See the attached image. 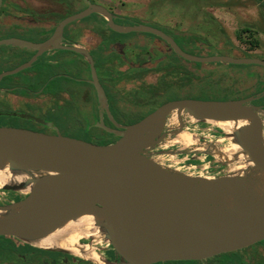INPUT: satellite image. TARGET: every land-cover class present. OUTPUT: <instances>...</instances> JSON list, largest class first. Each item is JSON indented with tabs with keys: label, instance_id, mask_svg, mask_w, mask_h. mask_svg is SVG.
Returning <instances> with one entry per match:
<instances>
[{
	"label": "water",
	"instance_id": "water-1",
	"mask_svg": "<svg viewBox=\"0 0 264 264\" xmlns=\"http://www.w3.org/2000/svg\"><path fill=\"white\" fill-rule=\"evenodd\" d=\"M2 3L0 0V6ZM92 12L101 14L112 30L154 33L188 60L264 66V59L259 57L188 52L160 28L139 22H115L106 6L89 3L58 20L44 39L0 37V45L35 51L17 66L2 70L0 80L31 66L48 50L68 49L87 57L99 101L106 105L91 54L83 46L65 41L63 35L66 24ZM20 21L17 16L9 20L0 17L3 25H20ZM37 25L40 24L29 26ZM263 95L264 87L239 98L169 99L137 121L117 124L122 127L118 131L120 137L108 143L62 134L55 125L54 133L0 125V170L7 167L28 175L24 180L0 186L25 191L19 199L0 203V236H12L34 245L31 241L54 235L69 222L88 214L101 237L119 255L118 260L108 264L177 260L232 264L235 258L242 264L251 261L258 249L264 247V105L252 102ZM0 115L52 124L26 111H0ZM172 115L175 122H169ZM187 117L232 123L228 133L239 150L228 158L215 147L214 154L227 164L240 162L241 166L218 175L191 174L164 165L147 153L166 136L173 137L183 130Z\"/></svg>",
	"mask_w": 264,
	"mask_h": 264
},
{
	"label": "flooded vegetation",
	"instance_id": "flooded-vegetation-1",
	"mask_svg": "<svg viewBox=\"0 0 264 264\" xmlns=\"http://www.w3.org/2000/svg\"><path fill=\"white\" fill-rule=\"evenodd\" d=\"M38 1L41 2L38 6L32 3H27L21 8L18 6V8L27 11L22 13L20 17L18 16L21 19V28L33 30L34 26L29 25H42L43 28L38 30L39 37L37 40L46 38L51 33L54 24L67 14L83 9L89 3H101L99 0ZM76 1L84 2V5L74 9L73 12L67 11L72 5H75ZM103 5L112 12L115 22L122 24L138 22L130 14L119 12L112 7ZM1 7L2 5L0 9ZM91 15H94L96 19L90 22L89 25L72 26L71 23L73 21L66 24L63 35L65 41L77 43L86 48L91 54L97 79L106 96V105L99 101L96 87L92 82L90 64L84 54L73 51L71 55L65 58H50V54L44 52L34 61H42L39 67L22 69L18 71L19 74L15 76L14 80L4 84H1L3 78L0 80V100L5 98L4 101L7 103H20L23 108H26V110L23 109L22 111H26L43 120H49L52 123L51 125H44L33 119L13 116L21 121L19 126L50 133H54L58 129L62 134L71 135V132L63 133L54 118L47 116L51 110L58 111L62 109L66 110L68 114L70 113L69 115L75 120V124L82 128L83 134H74L75 136L95 142H101L102 140L112 142L120 137L118 131L122 127L117 124L132 123L162 102L169 99L182 98L176 93L183 87V70H186L185 78L189 81L187 70L190 69V65L184 66L182 64L181 58L183 57L177 54L165 39L151 32H148L151 35L141 32L134 40L132 38H123L115 34L119 33L118 31L112 30L107 26L106 20L101 14L92 12L89 16ZM161 30L172 36L186 50L182 45L183 43L179 42L170 31L162 28ZM90 33L92 38L91 41L87 42L88 39H86L85 35ZM205 45L200 46V48L202 47L203 50H206L209 45ZM193 48L196 49L195 45ZM34 52V50H31L28 53L24 50L21 54L16 55L14 51L7 54V56L9 58L18 56L21 60L18 63H21L27 60ZM177 57L180 58L178 59ZM43 63L52 65L56 70L46 76V80L37 86L34 80L38 76L42 77L47 73ZM190 70L196 73L193 69ZM53 77L61 78L62 82L54 88L45 89L49 80ZM242 82L244 83L243 78L236 80L232 87L240 88ZM33 85H36V87L33 88ZM23 89L25 90L24 92L22 91ZM257 91L259 90L234 98L245 97ZM252 102L264 105V100H261V97ZM35 112L39 115L35 114ZM165 131L167 132L168 129ZM147 153L150 156L155 154L154 149H148ZM20 197L18 195L13 200ZM12 240L19 248L26 246V243L20 239L13 237ZM88 240H91V237H82L79 239V243ZM96 242L98 241H95V245ZM109 247L111 245L107 244L103 250L104 255L102 254L105 264L119 259V255L114 250L110 253L108 252ZM21 255L22 259L17 262L7 259L0 261V264H92L88 260H86V263H82L80 260L83 258L59 250L38 252L36 254L31 250L30 255L27 253L26 255L24 253ZM67 256L70 259L69 262L66 259Z\"/></svg>",
	"mask_w": 264,
	"mask_h": 264
},
{
	"label": "rangeland",
	"instance_id": "rangeland-1",
	"mask_svg": "<svg viewBox=\"0 0 264 264\" xmlns=\"http://www.w3.org/2000/svg\"><path fill=\"white\" fill-rule=\"evenodd\" d=\"M99 1H105V5L114 8L116 11L129 13L133 19L139 23L149 24L170 31L179 42L183 43V47L189 52L199 55L226 54L232 56H252L264 59V6L259 5L257 0ZM83 5L84 2L76 1L75 5H72L67 11L73 12L74 9ZM10 15L9 12L0 13V17L7 18V20L12 17H10ZM95 19L94 15H88L73 20L71 25H89V23ZM14 26H8L0 33L20 36L30 40H37L39 37L37 30L34 31L22 27L23 30L18 28L20 25L18 27ZM245 28L248 29L245 30ZM141 32L151 35L144 31H128L115 34L123 38H132L134 40ZM89 36L91 37L92 34L90 33ZM254 38L258 41L255 45L250 42V40ZM205 44L207 46L209 45L206 50H203L202 47L200 48V46H204ZM190 45L193 47L195 45L196 49ZM7 47L13 46L0 45V50H5ZM25 50L28 53L31 52L29 49ZM72 52V50L58 48L57 52L49 57L65 58L71 55ZM177 58L179 59L180 57ZM20 61L18 56L9 59L1 58L0 72L9 69L6 67L13 68L17 66V63ZM72 61L74 62V60ZM181 61L184 66L190 65L189 68L198 73L202 79L194 78L191 81H187L185 78L186 70H183V87L176 93L180 97L204 99L234 98L257 90L264 83V66L258 63H232L224 61L196 62L185 58H181ZM41 62L42 61L38 60L27 68H37L42 64ZM43 66L46 67V74L48 75L45 74L42 77L38 76L34 80L37 86L46 80V76H49L56 70L55 67L46 65V63H43ZM66 71H68V69H66ZM18 74L19 72L4 76L1 80V84L14 80L15 76ZM241 78L244 79V83L242 82L241 87L237 89L232 87V84ZM61 82V78L53 77L49 80L45 89L54 88ZM36 85H33V88H35ZM22 91L24 92L25 90L23 89ZM4 99L1 98L0 100V111L26 110L20 103L11 104L4 101ZM51 111L47 116L54 118L63 133L71 132L70 134L72 136H75L74 134H83L81 131L82 128L78 124H75V120L70 117V113L68 114L66 110ZM35 114L39 115L36 112ZM20 122L18 118L13 116L0 115V125L19 126ZM184 128L192 133L195 139L194 143L182 145L181 143L174 142L172 137L166 136L154 147L155 154L153 158L157 160V158L161 157L162 164L164 165H172L171 167H176L181 171L202 175L226 173L229 172L233 166L236 167L242 164L240 162L227 164L221 156L214 154L216 151L215 144L228 146L233 143L231 135L214 122L189 120V117H187ZM105 141L106 140H102L101 142ZM177 149L182 151H178ZM161 150L165 151L163 152ZM24 192V190L18 191L0 188V202H10L18 195L23 196ZM1 238L5 240L11 239L10 236H2ZM97 241L95 246L98 252L104 255L103 250L107 245V241L102 237ZM262 243L264 244V241ZM112 251L113 248L109 247L108 252L110 253ZM91 263L95 264L93 261H91ZM154 264L186 263L178 261H160ZM244 264H264V247L259 248L255 257Z\"/></svg>",
	"mask_w": 264,
	"mask_h": 264
},
{
	"label": "bare ground",
	"instance_id": "bare-ground-1",
	"mask_svg": "<svg viewBox=\"0 0 264 264\" xmlns=\"http://www.w3.org/2000/svg\"><path fill=\"white\" fill-rule=\"evenodd\" d=\"M175 121L176 118L174 117V115L170 116L169 122H175ZM213 122L216 125L222 127L226 132H229L233 126V124L228 121H213ZM242 123L243 122H239L238 124H242ZM172 140L174 142L181 143L182 145H190L194 143L195 139L193 138L192 133L184 128L183 130L176 133L175 136L172 137ZM215 147H217L228 158H231L232 154H234V152H236L240 148L236 142H233L228 146L225 145L220 146L215 144ZM157 161L162 163V158L161 157L157 158ZM240 166L241 165H237L236 167L233 166L231 169ZM27 177L28 175L25 173L13 172L6 167L0 170V186H2L7 182L24 180ZM25 189L28 190L29 187L27 186L25 187ZM101 236L102 233L100 232L98 227L94 224L93 217L91 215L84 214L74 219L73 221L69 222L66 226H64V228H62L54 235L33 240L31 241V243L41 247L61 248L75 256H79L94 261L98 264H103L104 262L102 260V255L98 252L95 246V241L99 240ZM82 237L84 238L91 237V240H89V242L86 241L84 243H79V239Z\"/></svg>",
	"mask_w": 264,
	"mask_h": 264
},
{
	"label": "trees",
	"instance_id": "trees-1",
	"mask_svg": "<svg viewBox=\"0 0 264 264\" xmlns=\"http://www.w3.org/2000/svg\"><path fill=\"white\" fill-rule=\"evenodd\" d=\"M257 1H258L259 5L264 6V0H257ZM247 29L248 28H245V30H247ZM250 42L255 45V43H257L258 41H257V39L254 38V39H251ZM13 49H15L14 54H16V55L21 54L25 50L24 48L15 47V46L13 47ZM6 57H7L6 59H9V56H6ZM209 75H207V76H209ZM187 76H188L187 78L189 81L193 80L194 78L195 79H202V77H200V75L198 73H194L190 69L187 70ZM263 87H264V83L257 90H261ZM261 100H264V96L261 97ZM4 116H7V115H4ZM108 142L109 141L98 142V143H108ZM2 236H4V235L0 236V261L9 259V260H13L14 262H17V261L22 259L21 254L24 253V255H26V253H27L28 255H30L31 250L34 254H36L38 252L43 253L44 251H54L53 249L37 247V246L31 245V244L26 243V242L25 243H26L27 247L25 246L24 248H19L15 244V242L12 240L13 239L12 236H10V238H11L10 240L2 239L1 238ZM66 259L68 262L70 261L68 256L66 257ZM83 260H85V259H82L80 261H82V263H86V260L85 261H83ZM177 261L182 262V263H186V264L194 263V262L179 261V260H177ZM198 264H201V263H198ZM206 264H210V263H206ZM216 264H224V263L220 262V263H216ZM232 264H242V261L238 258H235V261Z\"/></svg>",
	"mask_w": 264,
	"mask_h": 264
},
{
	"label": "crops",
	"instance_id": "crops-1",
	"mask_svg": "<svg viewBox=\"0 0 264 264\" xmlns=\"http://www.w3.org/2000/svg\"><path fill=\"white\" fill-rule=\"evenodd\" d=\"M100 2L103 3V4L106 3L105 1H100ZM27 3H32V4H35L36 6L41 4V2L38 1V0H3V4H2V7L0 9V13L9 12L11 14L10 16H17V17L19 16L20 17V15L22 13L27 12L25 9H20L22 6L26 5ZM18 6H20V8H18ZM56 14H58V13H56ZM127 14H129V13H127ZM14 25H16V26H14ZM8 26L18 27L19 25L18 24H14V23L13 24H4L3 25V24L0 23V32L4 31L5 28L8 27ZM18 28L19 29H23L20 26ZM42 28H43L42 25H37V26L33 27V30H37L38 31V30H41ZM4 36H10V34H2V33H0V37H4ZM85 37H86V39H88L87 42L91 41L92 36L90 37L89 34H86ZM13 47H10V48L7 47L5 50H2V49L0 50V61H1V58H7L6 57L7 54H9L10 52H14L15 51L13 49ZM56 52H57V49H52V50H48L46 52V54L54 55ZM6 68H10V67H6Z\"/></svg>",
	"mask_w": 264,
	"mask_h": 264
}]
</instances>
